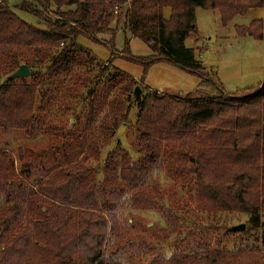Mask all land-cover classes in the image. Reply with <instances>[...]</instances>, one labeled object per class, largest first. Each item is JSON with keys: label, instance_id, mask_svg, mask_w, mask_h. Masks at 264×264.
Masks as SVG:
<instances>
[{"label": "trees", "instance_id": "1", "mask_svg": "<svg viewBox=\"0 0 264 264\" xmlns=\"http://www.w3.org/2000/svg\"><path fill=\"white\" fill-rule=\"evenodd\" d=\"M16 7L36 16L45 29L24 22L0 0V128L21 130L35 140L52 128L47 114L54 90L80 88L92 97L81 134L63 132L60 143L66 146L50 144L25 160L18 148L19 171L11 151L0 149V264H113L104 248L107 231H117L116 212L124 203L156 206L145 185L147 168L131 164L126 152L121 166L113 155L101 158L133 105L136 150L149 152L168 174L176 155L177 161L183 156L194 164L196 156L197 207L245 214V232L253 236L244 247L172 254L149 264H264V80L227 93L205 77L194 49L184 43L197 31L196 7L218 10L226 24L250 9L264 10V0H17ZM121 17L131 36L152 52L126 60L141 64L143 72L167 60L199 76L196 89L174 96L148 90L134 97L133 77L94 62L77 44L78 37L108 34L105 43L112 47L111 24ZM236 31L264 39V16ZM125 50L130 51L127 41ZM21 64L29 67L30 80L9 79ZM68 135L75 137L74 146L65 140ZM85 143L86 154L78 159ZM163 148L169 152L159 161ZM88 153L95 164L87 165ZM48 155L46 164L39 162Z\"/></svg>", "mask_w": 264, "mask_h": 264}, {"label": "rangeland", "instance_id": "2", "mask_svg": "<svg viewBox=\"0 0 264 264\" xmlns=\"http://www.w3.org/2000/svg\"><path fill=\"white\" fill-rule=\"evenodd\" d=\"M5 1L21 20L36 28L45 29V25L36 16L16 7L17 0ZM163 14L167 17L169 9H164ZM263 16L262 8H253L222 24L218 10L195 8L197 31L191 32L184 43L194 49L196 57L205 67V77L220 83L227 93L255 88L264 80V39H255L249 35L240 36L236 31V26H248L252 20ZM111 26L116 28L112 47L105 43L110 39L108 34H96L94 40L78 37L77 44L88 50L94 62L107 64L113 71L133 77L137 83L135 86L141 89L139 96L148 90L174 96L196 89L200 77L167 60L151 64L146 72H143L141 64L126 60L128 56L145 58L152 52L142 40L131 36L124 17H121L118 24L112 23ZM126 41L129 52L125 50ZM24 79L29 81L30 76ZM66 83L67 80L65 85ZM208 92L215 93L213 90ZM49 95L51 107L47 118L52 125L49 132L34 140L29 139L21 130L0 128V149L11 151L17 171L20 164L18 148H22L25 160L30 151H47L50 144L54 143L57 147L66 146L60 143L65 129L74 131L76 135L82 129L80 126L92 95L80 88H72L69 91L56 89ZM136 112L137 108L133 105L124 126L119 127L105 145L101 158L108 153L113 155L114 159L120 160L121 166L120 156L126 152L130 156L131 164L147 168L145 185L149 196L156 201V206L124 203L123 208L116 212V233L113 235L110 230L107 231L109 240L104 248L105 257H109L113 264H149L153 260L167 259L172 254L212 252L218 248L228 250L250 244L253 236L252 233L245 232V214H213L202 212L197 207L193 184L195 175L192 172L196 156L194 164L183 156L178 157L181 161H177L176 155L172 172L168 174L164 168L165 164L159 166L157 161H151L149 152L136 150ZM65 140L72 146L75 145L73 135H68ZM80 141L81 139L78 140ZM85 150L86 147L78 159L86 154ZM168 152L163 148L159 161L166 159ZM48 158L49 155L40 158L39 162L46 164ZM57 158L58 156L55 161ZM91 159L88 153L87 160L91 163L87 165L95 164ZM28 181L32 183L31 179H27ZM123 198L119 197L121 200ZM240 223L245 225L240 234L230 231L229 228Z\"/></svg>", "mask_w": 264, "mask_h": 264}, {"label": "water", "instance_id": "3", "mask_svg": "<svg viewBox=\"0 0 264 264\" xmlns=\"http://www.w3.org/2000/svg\"><path fill=\"white\" fill-rule=\"evenodd\" d=\"M29 73H30L29 67L26 64H21L15 71H13L8 76V78L9 79H16V78H22V77L24 78V77L29 76ZM140 92H141V89L139 88V86H135L134 91H133L134 97H138ZM244 226L245 225L243 223H240V224L234 225L232 228L233 230H236V231H242L244 229Z\"/></svg>", "mask_w": 264, "mask_h": 264}]
</instances>
